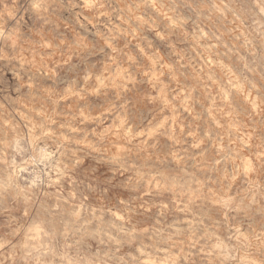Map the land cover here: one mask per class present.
I'll return each mask as SVG.
<instances>
[{"label": "rangeland", "instance_id": "1", "mask_svg": "<svg viewBox=\"0 0 264 264\" xmlns=\"http://www.w3.org/2000/svg\"><path fill=\"white\" fill-rule=\"evenodd\" d=\"M0 264H264V0H0Z\"/></svg>", "mask_w": 264, "mask_h": 264}]
</instances>
